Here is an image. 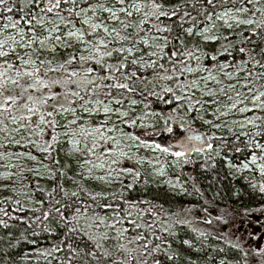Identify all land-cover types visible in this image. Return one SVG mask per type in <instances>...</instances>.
<instances>
[{"label":"snow or ice","instance_id":"obj_1","mask_svg":"<svg viewBox=\"0 0 264 264\" xmlns=\"http://www.w3.org/2000/svg\"><path fill=\"white\" fill-rule=\"evenodd\" d=\"M0 264H264V0H0Z\"/></svg>","mask_w":264,"mask_h":264},{"label":"trees","instance_id":"obj_2","mask_svg":"<svg viewBox=\"0 0 264 264\" xmlns=\"http://www.w3.org/2000/svg\"><path fill=\"white\" fill-rule=\"evenodd\" d=\"M193 158L195 159V156H193ZM186 171H191V167L187 168ZM204 184L206 185L207 181H204ZM211 195H212V190L209 189L207 192V196L209 198H211ZM198 200H199L198 196L196 194H192L190 196H184L183 198H177V200L175 201V204L184 205V206H191L192 204L197 203ZM200 203H203V201H200ZM181 234L183 235V233H181Z\"/></svg>","mask_w":264,"mask_h":264},{"label":"rangeland","instance_id":"obj_3","mask_svg":"<svg viewBox=\"0 0 264 264\" xmlns=\"http://www.w3.org/2000/svg\"><path fill=\"white\" fill-rule=\"evenodd\" d=\"M198 215H203L202 213H200V214H198ZM197 226H201L202 227V225H197Z\"/></svg>","mask_w":264,"mask_h":264}]
</instances>
